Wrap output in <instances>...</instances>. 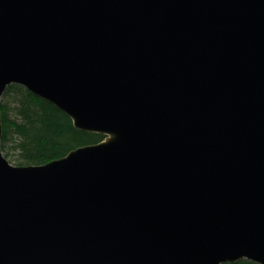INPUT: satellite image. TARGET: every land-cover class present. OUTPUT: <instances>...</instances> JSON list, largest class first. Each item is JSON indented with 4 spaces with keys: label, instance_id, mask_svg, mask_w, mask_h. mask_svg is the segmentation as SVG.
Masks as SVG:
<instances>
[{
    "label": "water",
    "instance_id": "95a60500",
    "mask_svg": "<svg viewBox=\"0 0 264 264\" xmlns=\"http://www.w3.org/2000/svg\"><path fill=\"white\" fill-rule=\"evenodd\" d=\"M16 84L104 139L0 144V264H264V0H0Z\"/></svg>",
    "mask_w": 264,
    "mask_h": 264
},
{
    "label": "trees",
    "instance_id": "16d2710c",
    "mask_svg": "<svg viewBox=\"0 0 264 264\" xmlns=\"http://www.w3.org/2000/svg\"><path fill=\"white\" fill-rule=\"evenodd\" d=\"M1 99L2 154L12 164L41 165L81 145L102 142L104 135L76 129L72 119L22 86L9 85ZM224 264H257L247 259Z\"/></svg>",
    "mask_w": 264,
    "mask_h": 264
},
{
    "label": "rangeland",
    "instance_id": "374dc122",
    "mask_svg": "<svg viewBox=\"0 0 264 264\" xmlns=\"http://www.w3.org/2000/svg\"><path fill=\"white\" fill-rule=\"evenodd\" d=\"M10 158H8V161H9ZM13 163V162H12Z\"/></svg>",
    "mask_w": 264,
    "mask_h": 264
}]
</instances>
